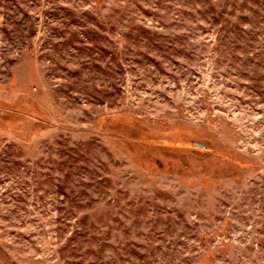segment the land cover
I'll list each match as a JSON object with an SVG mask.
<instances>
[{"label": "rangeland", "instance_id": "obj_1", "mask_svg": "<svg viewBox=\"0 0 264 264\" xmlns=\"http://www.w3.org/2000/svg\"><path fill=\"white\" fill-rule=\"evenodd\" d=\"M0 264H264V0H0Z\"/></svg>", "mask_w": 264, "mask_h": 264}]
</instances>
